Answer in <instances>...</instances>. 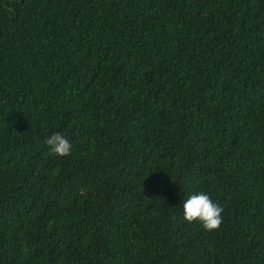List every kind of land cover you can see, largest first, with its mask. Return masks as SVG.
<instances>
[{"label":"trees","instance_id":"obj_1","mask_svg":"<svg viewBox=\"0 0 264 264\" xmlns=\"http://www.w3.org/2000/svg\"><path fill=\"white\" fill-rule=\"evenodd\" d=\"M0 264H264V0H0Z\"/></svg>","mask_w":264,"mask_h":264},{"label":"clouds","instance_id":"obj_2","mask_svg":"<svg viewBox=\"0 0 264 264\" xmlns=\"http://www.w3.org/2000/svg\"><path fill=\"white\" fill-rule=\"evenodd\" d=\"M49 155L66 157L71 153V143L61 133H54L45 140ZM223 208L214 203L210 197L200 192L189 195L183 202V217L187 222L198 221L205 231H213L222 224Z\"/></svg>","mask_w":264,"mask_h":264}]
</instances>
